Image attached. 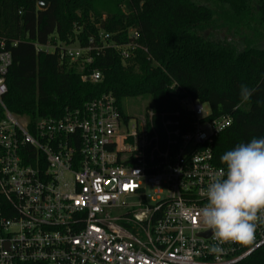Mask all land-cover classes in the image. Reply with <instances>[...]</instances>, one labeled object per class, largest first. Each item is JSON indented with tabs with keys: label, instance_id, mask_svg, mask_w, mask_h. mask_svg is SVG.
<instances>
[{
	"label": "built area",
	"instance_id": "2783aa9c",
	"mask_svg": "<svg viewBox=\"0 0 264 264\" xmlns=\"http://www.w3.org/2000/svg\"><path fill=\"white\" fill-rule=\"evenodd\" d=\"M128 38L117 43L99 30L98 46L90 37L85 46L40 48L60 63H90L104 47L124 61L147 52L137 30ZM11 64L1 50L0 264H243L264 247L260 212L250 240L221 243L218 253L199 215L211 175L225 171L211 145L232 123L229 114L211 117L207 103L174 96L175 108L129 117L108 92L31 120L4 104ZM81 78L97 82L101 73Z\"/></svg>",
	"mask_w": 264,
	"mask_h": 264
},
{
	"label": "trees",
	"instance_id": "16d2710c",
	"mask_svg": "<svg viewBox=\"0 0 264 264\" xmlns=\"http://www.w3.org/2000/svg\"><path fill=\"white\" fill-rule=\"evenodd\" d=\"M38 1L0 0V51H9L12 58L3 101L12 113L31 120L60 116L108 92L120 110L124 97L149 96L150 108L160 111L177 106L174 96H188L207 103L211 117H232L211 145L213 162L221 167L226 151L264 137V0L255 8L258 15L247 0H227L231 13L226 20L252 30L242 49L200 34V27L212 24L213 12L193 0H46L45 8ZM129 29L138 31L147 52L137 49L127 61L116 49L104 47L91 52L90 63H60L56 52L40 48L54 39L85 46L90 37L98 46L99 30L124 43ZM92 70L101 79L82 80ZM241 85L254 90L247 102L240 99ZM4 207L0 194V210ZM261 255L264 247L243 264H264Z\"/></svg>",
	"mask_w": 264,
	"mask_h": 264
},
{
	"label": "clouds",
	"instance_id": "9594fccd",
	"mask_svg": "<svg viewBox=\"0 0 264 264\" xmlns=\"http://www.w3.org/2000/svg\"><path fill=\"white\" fill-rule=\"evenodd\" d=\"M253 91L241 85L240 99L247 102ZM220 160L225 171L211 175L207 203L199 211L202 223L217 241L210 247L214 253L221 250V243L250 240L257 213L264 214V137L237 144Z\"/></svg>",
	"mask_w": 264,
	"mask_h": 264
},
{
	"label": "rangeland",
	"instance_id": "374dc122",
	"mask_svg": "<svg viewBox=\"0 0 264 264\" xmlns=\"http://www.w3.org/2000/svg\"><path fill=\"white\" fill-rule=\"evenodd\" d=\"M196 3H202L208 6L213 12V22L208 26L200 27V34L205 35L210 39H225L231 44L235 45L237 49L245 47L244 40L251 38L252 30L247 26L239 23H233L226 20L227 13L230 12L229 1L227 0H193ZM249 9L252 13L258 15V11L255 8H259V0H247ZM231 13V12H230ZM245 22V21H244ZM247 22V21H246ZM252 22V21H250ZM57 43V39H54ZM76 43H72L75 46ZM151 98L149 96L139 97H124L120 101L121 110L125 115L133 117L135 115L143 114L150 108ZM70 176L67 175V178ZM131 203V201H129Z\"/></svg>",
	"mask_w": 264,
	"mask_h": 264
},
{
	"label": "water",
	"instance_id": "95a60500",
	"mask_svg": "<svg viewBox=\"0 0 264 264\" xmlns=\"http://www.w3.org/2000/svg\"><path fill=\"white\" fill-rule=\"evenodd\" d=\"M37 5L39 8H45L47 6V1L46 0H39Z\"/></svg>",
	"mask_w": 264,
	"mask_h": 264
},
{
	"label": "snow or ice",
	"instance_id": "6c2138e0",
	"mask_svg": "<svg viewBox=\"0 0 264 264\" xmlns=\"http://www.w3.org/2000/svg\"><path fill=\"white\" fill-rule=\"evenodd\" d=\"M248 240H246L245 242H247Z\"/></svg>",
	"mask_w": 264,
	"mask_h": 264
}]
</instances>
